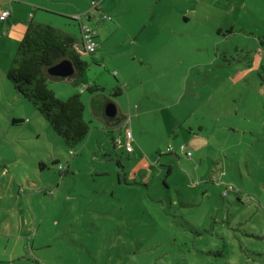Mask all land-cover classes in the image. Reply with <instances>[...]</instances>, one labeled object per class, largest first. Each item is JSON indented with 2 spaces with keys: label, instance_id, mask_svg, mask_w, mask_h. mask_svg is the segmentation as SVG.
I'll list each match as a JSON object with an SVG mask.
<instances>
[{
  "label": "rangeland",
  "instance_id": "1",
  "mask_svg": "<svg viewBox=\"0 0 264 264\" xmlns=\"http://www.w3.org/2000/svg\"><path fill=\"white\" fill-rule=\"evenodd\" d=\"M243 1L103 0L80 52L104 88L49 80L85 104L72 148L0 51V264H264V0Z\"/></svg>",
  "mask_w": 264,
  "mask_h": 264
},
{
  "label": "trees",
  "instance_id": "2",
  "mask_svg": "<svg viewBox=\"0 0 264 264\" xmlns=\"http://www.w3.org/2000/svg\"><path fill=\"white\" fill-rule=\"evenodd\" d=\"M79 42L76 35L61 27L31 20L19 40L7 73L17 92L34 104L70 148L79 145L92 126L90 120L85 118V104L81 93H74L65 99L60 98L50 88L49 80L71 78L76 84L86 85L90 91L104 88L89 82V62L82 58L77 48ZM65 58L73 63L75 72L68 77L51 74L49 67ZM122 91L121 86L117 87V92ZM92 104L108 124L118 119V112L113 117L106 115V102L102 104L97 97H93ZM120 120L121 118L118 119ZM118 163L123 166L120 160Z\"/></svg>",
  "mask_w": 264,
  "mask_h": 264
},
{
  "label": "crops",
  "instance_id": "3",
  "mask_svg": "<svg viewBox=\"0 0 264 264\" xmlns=\"http://www.w3.org/2000/svg\"><path fill=\"white\" fill-rule=\"evenodd\" d=\"M91 3L92 0H0V13L5 9L11 11L6 19L0 18V40L6 42L1 46L0 51L4 55H15L19 40L31 20L51 23L73 33L81 40L82 25L93 24L92 12L97 13L103 9V0L99 10L94 9ZM242 5H246V0ZM77 15H81V18H76ZM90 15L93 17H89ZM99 20H113V17ZM120 26L121 22L118 24V27Z\"/></svg>",
  "mask_w": 264,
  "mask_h": 264
},
{
  "label": "built area",
  "instance_id": "4",
  "mask_svg": "<svg viewBox=\"0 0 264 264\" xmlns=\"http://www.w3.org/2000/svg\"><path fill=\"white\" fill-rule=\"evenodd\" d=\"M101 1L102 0H92L93 8L99 10L101 6ZM10 13H11L10 9H5L0 13V18L4 20L10 15ZM75 17L81 18V15H77ZM89 17H93V16L90 15ZM111 18L112 16L110 14L104 12L98 18V20L99 19H111ZM93 19L95 20L97 18L93 17ZM96 33H97L96 29L93 28L90 24L86 23L82 25V37H81L79 44H77L78 50L81 52H89V53L95 52L97 50V42L95 40ZM124 134H125V145L127 147V150L128 151L134 150V146H133L134 135H133L132 129L130 127L125 126ZM168 149L173 150V148L171 147H169ZM181 149L182 151H185L187 155L192 154L190 150H186V146L184 144L181 145Z\"/></svg>",
  "mask_w": 264,
  "mask_h": 264
},
{
  "label": "water",
  "instance_id": "5",
  "mask_svg": "<svg viewBox=\"0 0 264 264\" xmlns=\"http://www.w3.org/2000/svg\"><path fill=\"white\" fill-rule=\"evenodd\" d=\"M49 72L53 75L68 77L75 72V67L69 59H62L49 67ZM118 107L114 102H109L105 106L107 116L113 117L117 114Z\"/></svg>",
  "mask_w": 264,
  "mask_h": 264
}]
</instances>
